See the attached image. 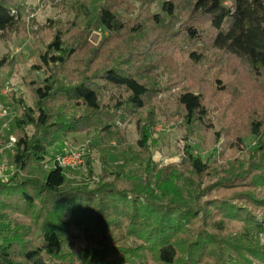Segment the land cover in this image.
Here are the masks:
<instances>
[{
    "label": "trees",
    "instance_id": "obj_1",
    "mask_svg": "<svg viewBox=\"0 0 264 264\" xmlns=\"http://www.w3.org/2000/svg\"><path fill=\"white\" fill-rule=\"evenodd\" d=\"M127 1L103 0L99 7L96 25L108 33L93 56L106 57L99 70L90 73L89 62L79 59L83 34L54 22L52 38L32 65L45 75L27 82L34 105L11 94L22 104L23 116L16 120L14 172L0 178V223L23 213L31 217L33 231L4 236L0 264H264V217L257 215L264 208L263 121L252 116L236 134L215 124L212 112L226 88L220 76L207 84L201 74H193L194 80L172 98H159L164 90L154 70L159 51L153 40L147 43L148 34L160 32L171 41L162 53L167 61L178 49L194 64L203 57L202 43L264 75V0H191L189 16L175 33L169 21L176 18L179 0H163L169 21L152 12L148 28L143 19L126 18L115 8L126 9ZM25 11V0H0V31L21 28ZM4 64L0 60V71ZM105 86L124 88L126 97L114 107L103 105ZM124 107L145 112L136 120L138 149L123 145L114 128ZM160 113L180 120L186 142L183 171L155 159L153 129ZM88 130L101 139L90 148L109 149L120 162L113 166L102 156L96 186L75 183L58 166L42 168L41 174L31 171L32 165L52 162L57 152L52 154L50 146ZM223 135L232 157L243 149L244 137L254 135L259 142L246 161L229 156L226 163L218 157L210 162L194 153L193 143L210 148ZM9 141L4 137L0 146ZM87 165L91 176L89 159ZM81 226L99 231L102 244L86 235L76 240L75 249L71 236Z\"/></svg>",
    "mask_w": 264,
    "mask_h": 264
},
{
    "label": "rangeland",
    "instance_id": "obj_2",
    "mask_svg": "<svg viewBox=\"0 0 264 264\" xmlns=\"http://www.w3.org/2000/svg\"><path fill=\"white\" fill-rule=\"evenodd\" d=\"M103 0H25L26 11L21 19V28L11 34H4L0 31V60L5 59V64L0 71V84L11 81L13 85V93L16 98L22 97L26 105L33 106L36 99L32 91L28 88L27 82L31 79H42L44 77V69L34 71L32 65L35 61V54L38 50H42L45 44L52 38L49 31L55 29V23L70 26L73 31L78 34L82 33L84 39L81 47L83 51L79 57L84 65L89 62L88 69L91 72L99 70L105 63V55H98L96 49L101 46L102 40L107 36L104 28H98L96 18L99 7ZM163 0H128L126 9L116 6L115 8L126 18L143 19L146 27L149 26L147 16L152 12H161L169 21V16L162 10ZM180 6L176 9V18L169 21L170 31L175 33L189 16L191 9V0H179ZM151 28L148 29V32ZM158 48V53H154L155 61L154 70L158 76L159 83L164 90L160 92L159 98L167 100L172 98L175 93L179 92L186 85L194 80L193 74L203 77V81L212 84L216 76L223 79L226 88L220 93L218 101L219 109L212 112V120L219 127L230 129L232 133H237L246 128L251 117L258 116L262 121V129L264 130V75L254 71L247 62L227 55L222 51H215L210 46L200 43V50L203 53L201 61L194 64L188 60L187 54H182L178 49L174 51L170 61L162 56L166 47L171 45V41L163 40V34L160 32L148 34ZM162 36V37H161ZM40 40L41 42H39ZM178 41L187 42L183 38ZM87 44L91 47H88ZM85 45V46H84ZM88 47V49L86 48ZM102 47V46H101ZM99 48V50L101 49ZM98 51V50H97ZM151 51L149 48L148 52ZM167 61V62H166ZM75 75V74H74ZM63 76V72L60 73ZM76 80V78H72ZM126 97L124 88L118 86H105L101 89V102L103 105L114 107L120 99ZM5 100V99H4ZM5 101L10 105L13 114L16 116L0 120V142L4 137L10 138L16 136L17 127L16 120L21 118V103H16L13 96ZM164 103V102H163ZM123 117H119L115 130L124 138L123 145H129L137 148L138 130L136 120L138 114H145L144 110L132 111L127 108L119 110ZM118 113V114H119ZM158 123L154 127L153 151L155 159L160 165L173 164L175 167L182 169L181 162L185 155L186 142L184 139V131L181 127L179 119L170 120L166 114L158 115ZM8 123L7 126H3ZM32 132V126L28 127ZM65 144H53L49 147L51 153L64 150L67 147L82 149L85 153V164L82 168L67 173V177L75 183L94 187L99 182V174L102 168V156L106 155L115 166L118 157L109 149L90 148L91 144L100 145L101 139L97 131L88 130L75 132L65 140ZM259 138L251 135L244 137L243 149L236 154L243 161L249 159L250 154L255 150ZM222 143L223 151L219 155L220 145ZM226 137L223 135L219 143L210 148L202 147L198 142L193 143L194 153L201 155L206 161L213 162L218 157L219 163H226L227 157L231 156L232 148L230 143L225 145ZM115 147H119L116 142L112 143ZM9 143L0 146V168H3L1 179H8L14 172L13 163V147H8ZM222 150V149H221ZM219 155V156H218ZM236 156H231L232 158ZM91 161L93 174H89V166L87 160ZM48 160V159H47ZM51 163L43 165H32L31 171L42 173V168H47ZM34 174V175H35ZM184 174H188L184 172ZM24 172H20V176H24ZM259 219L264 217V208L257 210ZM31 217L23 213H13L10 218L0 223V241L6 235H24L32 233ZM39 233V232H36ZM90 235L93 242L102 244L100 241L102 234L99 231L87 229L81 226L77 229L75 235L71 236V243L77 249L75 242L78 238ZM264 243V236H261ZM131 244V242H129Z\"/></svg>",
    "mask_w": 264,
    "mask_h": 264
},
{
    "label": "built area",
    "instance_id": "obj_3",
    "mask_svg": "<svg viewBox=\"0 0 264 264\" xmlns=\"http://www.w3.org/2000/svg\"><path fill=\"white\" fill-rule=\"evenodd\" d=\"M12 92L13 85L11 81H6L5 83L0 84V120L6 118L12 119L14 116H16V113H14L12 116L13 110L7 101H5L7 98L11 97ZM7 125L8 123H4L3 126ZM9 139V146L13 147L17 138L12 135ZM85 162V153H83L82 149L67 147L64 150L57 152L51 162V165L55 167H61L67 174L71 171L82 168ZM3 170V168H0V177L3 175Z\"/></svg>",
    "mask_w": 264,
    "mask_h": 264
},
{
    "label": "crops",
    "instance_id": "obj_4",
    "mask_svg": "<svg viewBox=\"0 0 264 264\" xmlns=\"http://www.w3.org/2000/svg\"><path fill=\"white\" fill-rule=\"evenodd\" d=\"M8 147H10V146H8Z\"/></svg>",
    "mask_w": 264,
    "mask_h": 264
}]
</instances>
